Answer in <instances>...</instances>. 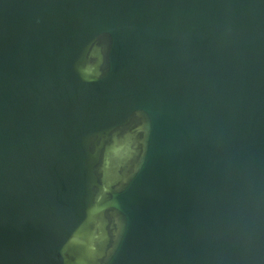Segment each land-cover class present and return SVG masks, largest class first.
I'll return each instance as SVG.
<instances>
[{"label":"water","instance_id":"obj_1","mask_svg":"<svg viewBox=\"0 0 264 264\" xmlns=\"http://www.w3.org/2000/svg\"><path fill=\"white\" fill-rule=\"evenodd\" d=\"M0 264H264V0H0Z\"/></svg>","mask_w":264,"mask_h":264},{"label":"clouds","instance_id":"obj_2","mask_svg":"<svg viewBox=\"0 0 264 264\" xmlns=\"http://www.w3.org/2000/svg\"><path fill=\"white\" fill-rule=\"evenodd\" d=\"M104 66H105V53L103 48L96 43V41H91L85 48L80 61L77 64V72L81 79L87 83H93L96 80L101 79L104 76ZM130 149H127L125 156L122 160L130 158ZM103 164V161H102ZM104 184L103 191L108 193L111 191L114 183H109L101 180Z\"/></svg>","mask_w":264,"mask_h":264}]
</instances>
